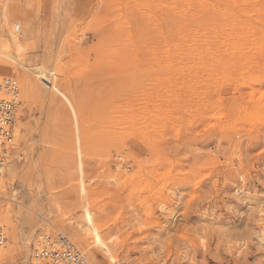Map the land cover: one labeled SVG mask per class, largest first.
<instances>
[{
	"label": "rangeland",
	"instance_id": "obj_1",
	"mask_svg": "<svg viewBox=\"0 0 264 264\" xmlns=\"http://www.w3.org/2000/svg\"><path fill=\"white\" fill-rule=\"evenodd\" d=\"M8 11L20 36L6 28L0 44L39 89L31 102L8 78L17 127L40 132L18 145L25 177H5L0 264H34L21 241L33 229L89 264H264V0Z\"/></svg>",
	"mask_w": 264,
	"mask_h": 264
},
{
	"label": "built area",
	"instance_id": "obj_2",
	"mask_svg": "<svg viewBox=\"0 0 264 264\" xmlns=\"http://www.w3.org/2000/svg\"><path fill=\"white\" fill-rule=\"evenodd\" d=\"M8 99L0 100V189L8 158L18 125L22 103L15 83H4ZM7 240V230L0 225V250ZM32 257L37 262L54 264H89L84 254L62 233L41 234L33 245Z\"/></svg>",
	"mask_w": 264,
	"mask_h": 264
},
{
	"label": "bare ground",
	"instance_id": "obj_3",
	"mask_svg": "<svg viewBox=\"0 0 264 264\" xmlns=\"http://www.w3.org/2000/svg\"><path fill=\"white\" fill-rule=\"evenodd\" d=\"M9 5H10V0H0V42H2L3 32H4V30L6 28H9V31H10V28H13L14 32H16L17 35L19 34V36H20L19 31H20L21 26H20V24H16V23H18L17 21H10L11 25H10V27L8 26L9 23H7V22H8ZM9 34H10V32H9ZM11 35L12 34H10V36ZM17 35H14V36H17ZM0 45L2 47V48L0 47V79H1V77H3V79L0 80V100L9 98L7 96V92L4 90V83L7 82V81H9L12 84L15 83V82H13L12 80H10L8 78L9 77H14V76H16L18 74L20 76V78H21V82H22V85H23L25 97L30 99L31 102L32 101H37L38 90L39 89L37 88V80H36L35 75H33L34 73L30 74L29 72H24V71L21 72L19 70H16L14 67L12 68V66H10L8 64L10 62H9V58H8V55H7L6 47L3 46V44H0ZM15 85L19 89V85H17L16 83H15ZM19 98H20V101H21L20 90H19ZM29 130H30L29 134H26L25 133L26 128L23 125V122L21 123V127H17V129H16L15 138H14L13 144L11 146L12 151L10 153V157L8 158V161H7V164H6V168H5V171H4V174H3L2 182H1L0 194L1 193L2 194L5 193V189L2 190V187H3L4 183H5L6 175L11 180H14L15 178L23 179L22 177L24 175L21 176L20 168H18L17 163L14 162L16 160V158H17L16 157L17 156L16 155V153H17L16 151H17V148L19 147L18 145L21 143L22 140L26 141V142L27 141H36L37 133H38V131L40 132L39 126H37V124L34 125L33 127H31ZM44 136H45V139H46L47 138V133H45ZM25 149H26V147H25ZM2 194L0 195V198H3ZM14 194L15 193H12L11 195H9L11 197V199H12V197H14ZM45 221L47 222V219ZM33 230H32L31 233H28L27 235L25 234L26 237L24 235H23L24 237H21V241L26 244L25 247H26L27 257L29 259L32 257V254H33V245H34V243L36 241L35 237L38 236L37 235L38 230H34V231ZM11 232H12V229H11ZM16 234L17 233H15V235ZM22 234H23V232H22ZM34 239H35L34 243L33 244L30 243ZM7 241H8V239L6 240V242L4 243V245L2 246V248L0 250V260L1 261H4V259H5L4 257H6V255H7L6 251H7L8 247H9V244L7 243ZM32 259H33V257H32ZM33 261H34V264H54V263H52L50 261L37 262L34 259H33Z\"/></svg>",
	"mask_w": 264,
	"mask_h": 264
}]
</instances>
